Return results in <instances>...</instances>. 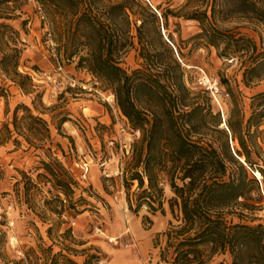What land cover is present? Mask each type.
<instances>
[{"label": "trees", "instance_id": "16d2710c", "mask_svg": "<svg viewBox=\"0 0 264 264\" xmlns=\"http://www.w3.org/2000/svg\"><path fill=\"white\" fill-rule=\"evenodd\" d=\"M35 1L44 12H53L59 18L57 53L68 61L77 58L78 68L86 69L105 83L131 128L140 133L122 170L128 209L137 214L145 206L151 215L164 214L165 186L173 192L168 204L172 214L175 208L178 210L179 223L174 225L169 221L164 231L167 246H173V256L167 261L160 253L157 264H209L214 256L226 253L229 264H264V225L232 222L228 218L254 220L256 217L248 213L257 209L250 200L255 194L260 198V187L264 184V168L258 160L264 143V91L251 94L246 113L241 93H235L229 80L222 77L220 82L227 89L231 105L222 118L220 111L213 112L207 90H191L185 84L181 64L159 30V20L163 25L167 21L166 12L158 16L143 0ZM11 2L0 0V77L17 85L25 95H31L36 84L28 73L18 70L23 48L20 45L25 40L20 29L10 23L13 11L8 5ZM240 3L242 12L264 27V0H240ZM212 11L210 15L204 10L186 16L199 22L200 31L191 39L203 40L220 58L244 54L246 59L239 64L243 85L250 88L262 81L264 48H258L249 37L217 27L212 21ZM148 22L162 51L148 36ZM134 39L143 61L141 67L127 72L120 62L134 45ZM0 97L5 99L8 94ZM19 110L23 113L20 117ZM26 120L30 123L29 131L49 133L46 121L21 102L12 110L11 120L2 124L6 138L3 140L0 135V142L12 138L13 145L18 147L17 136L23 134L20 124ZM67 120L65 116L59 119L58 132ZM66 137L72 140L71 136ZM56 145L63 152L60 144ZM40 167L64 197L78 186L56 158L41 160ZM254 171L260 173L262 181L251 174ZM19 173L28 188V183L32 184L30 176L23 170ZM41 175L44 174H37ZM134 181L137 184L135 202L129 194ZM104 182L105 179V191ZM83 211L82 208L76 214ZM141 223L143 228H148L152 220L143 215ZM61 258L65 264H78L69 254ZM98 259L96 254H89L84 264ZM213 264L228 263L220 260Z\"/></svg>", "mask_w": 264, "mask_h": 264}, {"label": "rangeland", "instance_id": "374dc122", "mask_svg": "<svg viewBox=\"0 0 264 264\" xmlns=\"http://www.w3.org/2000/svg\"><path fill=\"white\" fill-rule=\"evenodd\" d=\"M149 1L152 4V6L148 4L149 7L158 16L162 12L167 14L164 25L159 20V30L163 40L171 46L175 59L181 64L185 84L196 91L206 90L199 83L202 78L212 84L217 82L218 90L214 93L207 90L208 96L213 112L220 111L222 118H225L231 106L230 97L220 80L222 77L227 78L232 90L241 93V100L248 113L251 92L243 85L242 70L239 68L240 62L245 60L246 56L241 54L220 58L213 47L204 45L203 40L191 39V36L200 31L199 22L186 19V16L204 10L210 15L213 10L212 21L217 27L251 38L258 48H264L262 23L242 12L240 0ZM8 6L13 11L12 20L19 21L20 35L22 40H25L24 45H20L23 48L18 70L28 73L32 82L36 84L35 92L28 95L29 106L33 114L39 115L46 121L49 133L39 134L29 131L30 123L26 120L20 124L23 134L17 136L20 141L18 147L13 145L10 150L3 149L9 145L12 138L0 142V151L3 153L9 154L15 151L20 154L11 159L0 155V264L11 261H19L21 264H65L61 255L69 254L75 261L73 256L83 255V251H86L87 255L98 256V261L92 264H106L102 260L106 259L107 253L104 254L105 251L99 248H94V251L89 247L82 249L79 246L82 238L98 239L111 244L116 249L122 246L131 248L135 252L147 251L149 256L153 253L158 255L163 253L166 260L170 261L173 256V246H167L164 231L169 221L174 225L179 223L178 210L175 208L172 214L168 204L173 192L165 186L164 214L157 213L153 216L145 206H142L137 214H133L128 209L125 188L122 180L120 181L122 170L131 154L132 144L139 138L140 133L131 128L118 109L112 91L105 83L86 69L78 68L77 58L68 61L57 53L60 21L53 12L47 13L41 9L46 21L44 26L35 0H12ZM147 25L150 28L149 38H152L154 46L161 50L156 35L152 32L151 24L148 22ZM46 29L50 31L55 44L53 50L47 40ZM175 47L179 53L176 52ZM142 61L138 54L137 40L134 39V45L126 51L120 64L130 72L141 67ZM58 66H61L64 72L58 71ZM261 73H264V69ZM8 82L5 77H0V88H2L0 94L4 96L8 94V98L0 97V100H4V107L2 111L0 110V135L3 140L6 135L1 130L2 124L11 120V111L16 106H14L15 99L13 101L10 98L12 93L7 86ZM262 82L264 83V78ZM254 85L252 84L251 87ZM36 93H40V96H36ZM33 98L35 107L32 104ZM21 102L23 101H18L17 104ZM101 108L107 111L106 122L99 119L102 117ZM22 114L19 110L18 116ZM63 116L68 120L60 126L58 132L56 126ZM73 128L76 129L74 133L76 139L70 140L66 136ZM15 135L14 133L12 136ZM58 136L67 139L65 149L61 147L63 152L56 145L58 142L55 138ZM262 146L263 152L258 160L264 168L262 162L264 143ZM51 158H56L63 171L78 183L67 198L52 186L49 176L45 175L40 167L41 160L51 161ZM21 170L31 178L33 185L28 183V188H25V179L19 173ZM91 170L100 175L102 184L105 179L106 190L101 195L95 192L93 185L85 178ZM104 172L110 175L104 176ZM254 172L251 174L262 181V176L258 178ZM38 173L44 175L37 176ZM74 174L80 176V180L75 178ZM117 189L120 192L117 193ZM135 192H137V184L134 181L129 188L133 202H135ZM108 196H113L116 202L122 200V212L126 216L122 233L116 221L117 212L108 205ZM63 198L65 200L61 201ZM49 199L59 202L46 203L45 200ZM250 202L257 208L252 211L253 213H248L249 216H256L254 220H250V217L239 219L237 216H228V218L232 222L264 225L263 182L260 187V198L255 194ZM72 205L74 206L71 207ZM82 208L84 211L76 214ZM143 215H148L152 220L148 228H143L140 223ZM68 228L70 231H67ZM107 237L112 240L109 241ZM144 240L150 242L145 245ZM220 260L229 264L228 253L214 256L209 264Z\"/></svg>", "mask_w": 264, "mask_h": 264}, {"label": "crops", "instance_id": "0c3cea01", "mask_svg": "<svg viewBox=\"0 0 264 264\" xmlns=\"http://www.w3.org/2000/svg\"><path fill=\"white\" fill-rule=\"evenodd\" d=\"M10 23H12V25L19 29V21H17L16 19L11 20ZM26 36V34H25ZM9 90L11 91V97L14 101V106L18 103V101H23L25 104L30 105V98L28 95H25L24 93L21 92V90L19 89V87L11 82H8L7 84ZM249 91L251 92V94H255L258 92H263L264 91V83L262 81L257 82L253 87L249 88ZM8 98V97H7ZM3 99L0 100V110L2 111L3 109ZM7 110V109H6ZM12 112V111H11ZM100 113L102 115L101 118L103 122H106L107 119V111H104L102 108L100 110ZM75 131L76 129L73 128V130H71L70 132H67V134L69 136H71L72 139H76L75 136ZM55 140L60 144V146L65 149V145L67 143V139L65 137H61L58 136L55 138ZM13 147V143L12 141H10L9 145H7V147H3V149H7L10 150ZM4 154V155H3ZM0 155L7 157L9 159L13 158V157H17V154L15 151L11 152L9 154L7 153H3L2 151H0ZM113 166V165H111ZM74 177L77 178L78 180L79 177L76 176V174H74ZM86 180L93 185L94 190L97 194L101 195V193L104 192L103 189V184L101 182V177L98 173L94 172V171H90L88 175H85ZM116 186L118 188V179L116 178ZM122 180V178H120V181ZM121 184V183H120ZM122 187V186H121ZM117 193L120 192L119 189H117L116 191ZM107 201L109 203V205L112 206V208L115 210L116 213V221L119 224V228L121 229L120 232L122 233L124 230V221H125V213L122 212L123 210V203L122 200L119 201H115L113 196H108ZM154 216V215H153ZM141 223V220H140ZM83 240L79 243V246L82 249H85L86 247L93 248L92 251H94V248H99V249H103V251H105L104 254L107 255L105 260H102V262L106 263V264H157V262L159 261V255L157 253H153L152 256H149L147 251H140L138 250L137 252H135L134 250H132L131 248H123L122 246L120 248H113L111 246V244L106 243L104 241L98 240V239H89V238H82ZM150 242V241H148ZM147 240H144V244L147 245ZM86 251H83V255H79L78 257L73 256V258L75 259V261L78 264H82V261L84 259V257L87 255L85 253Z\"/></svg>", "mask_w": 264, "mask_h": 264}, {"label": "built area", "instance_id": "2783aa9c", "mask_svg": "<svg viewBox=\"0 0 264 264\" xmlns=\"http://www.w3.org/2000/svg\"><path fill=\"white\" fill-rule=\"evenodd\" d=\"M34 1V0H32ZM145 2L147 4H149L150 6H152L151 2L149 0H145ZM37 4V9H38V12L40 14V19L43 21L44 23V26H46V21H45V16L44 14L42 13V10L40 8V5L36 2ZM46 37H47V40L49 42V45L52 47V50L54 49V42L52 40V36H51V33L48 29H46ZM57 70L58 71H61V72H64L62 67L61 66H58L57 67ZM199 83L206 89V90H209L210 92L214 93L218 90V87H217V82L215 83H210L209 80H204V78L200 79L199 80ZM121 173V172H120ZM110 174H108L107 172H104V176H109ZM109 239V238H108ZM110 241V240H109Z\"/></svg>", "mask_w": 264, "mask_h": 264}, {"label": "bare ground", "instance_id": "6f19581e", "mask_svg": "<svg viewBox=\"0 0 264 264\" xmlns=\"http://www.w3.org/2000/svg\"><path fill=\"white\" fill-rule=\"evenodd\" d=\"M215 99L217 100V98H215ZM217 102H218V100H217ZM221 124H225V123H221ZM223 126H224V125H223ZM240 159L242 160V158H240ZM254 174H255V176H257L258 178L261 177V175H260V173H259L258 171H255ZM107 238H109V237H107ZM109 240H112V238H109Z\"/></svg>", "mask_w": 264, "mask_h": 264}]
</instances>
